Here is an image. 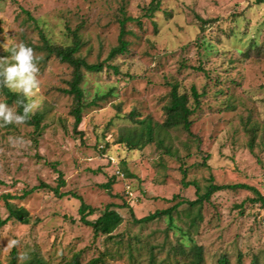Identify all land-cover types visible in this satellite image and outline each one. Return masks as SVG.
I'll use <instances>...</instances> for the list:
<instances>
[{
    "label": "rangeland",
    "instance_id": "1",
    "mask_svg": "<svg viewBox=\"0 0 264 264\" xmlns=\"http://www.w3.org/2000/svg\"><path fill=\"white\" fill-rule=\"evenodd\" d=\"M151 1L0 0V58L11 63L20 43L33 49L39 90L31 115H43L37 132L0 123V220L9 217L7 203L30 216L28 224L11 219L0 226V264H13L14 257V264H64L75 257L80 264H149L151 252L157 264H183L190 258L177 254L187 242L181 231L204 248V264L222 256L230 264H264V207L252 203L251 190L219 191L194 210L182 204L171 226L165 218L132 222L130 208L141 219L195 201L196 186L204 194L211 183L244 184L264 198V3L160 0V11L149 18ZM124 17L138 20L126 25L129 50L106 61ZM74 32L81 45L77 57L119 69L84 72V102L101 99L84 110L77 130L73 97L63 92L73 70L41 50L44 40L71 45ZM172 85L192 108V88L200 95L190 133L161 130L153 143L135 150L120 143L122 135L141 133L137 121L164 123ZM0 103L17 112L1 89ZM59 173L66 182L60 192L76 194L94 209L89 221L109 207L121 215L111 237L96 238L80 222L79 200L39 187L56 188ZM112 180L111 189L102 187Z\"/></svg>",
    "mask_w": 264,
    "mask_h": 264
},
{
    "label": "trees",
    "instance_id": "2",
    "mask_svg": "<svg viewBox=\"0 0 264 264\" xmlns=\"http://www.w3.org/2000/svg\"><path fill=\"white\" fill-rule=\"evenodd\" d=\"M257 3H264V0H257ZM160 0H153L149 4L147 8L146 16L152 18L154 13L160 11ZM138 21L136 19L130 17H124L120 20V34L118 37V44L117 46L113 47L107 57L106 61H112L116 57L122 56L126 54L129 50V42L126 40V37L129 32L126 31V25L129 22ZM77 33L74 32L73 41L71 45L66 47H53L51 46L47 40H44V45L41 48L44 52L47 53L49 57H55L59 62L68 65L72 70V79L68 83L69 89L63 90V92L69 96L73 97L74 100V108L72 110V114L75 118V125L74 128L77 130L78 126L82 122V114L87 107L95 105L100 97H97L96 100L86 104L85 100V91L82 88V83L84 79V72L92 73V74H99L104 71V69H109L114 71V73H119V69L116 66L112 65H105L107 62L104 63H94L90 64L86 62L84 59L77 57L78 53L80 52L81 45L79 43V38L76 35ZM1 92L3 95L6 96V101L8 104H15L17 107V113L22 114V106L18 101L23 100L24 97L22 95H18L10 91L8 88L0 86ZM192 97L195 100V106L192 108L189 106V98L186 94H181L179 92L177 85H172L170 90V103L165 108L166 119L162 125L154 124L150 120H143L141 122L137 121V123L141 124V133L131 132L129 135L124 136L122 135L120 143H126L128 148L131 150H135L137 147L142 148L147 144H151L155 141V132H159L161 130H168V129H175V128H182L186 132L190 133L191 122L190 116L195 113L196 107L199 105V98L200 95L197 93L196 89L192 88ZM43 121V115L41 113H34L30 115V117L23 123L28 126H33L35 131L40 130V125ZM145 140V141H143ZM162 140H158L161 144ZM141 145V146H140ZM252 149V148H251ZM206 166V162L203 163ZM183 185L188 187L190 185L188 182L184 180L187 177V171L183 170ZM59 184L56 188H51L49 185L41 184L39 187L47 188L51 190L57 198H64L71 195L72 198L77 199L80 201V208H79V215H80V222L83 223L85 226L91 227L94 232V237L98 236H107L111 237L112 234L119 228V226L123 222V218L121 215L113 210L111 207L107 208L104 213L94 222L88 220V217L95 213L94 209L88 206L81 197L77 196L76 194L68 193H61L60 188L66 185V182L63 179L61 173H59L58 177ZM114 180L108 182L107 184L103 185L102 187L105 189H111ZM195 185V184H192ZM196 186V185H195ZM225 189H247L251 190L255 193L256 197L251 200L252 203H260L262 207H264V198L259 194L257 190L251 188L244 184H236V185H229V186H218L214 183H211L206 188V192L201 194V189L196 186V193L198 195L195 201H184V203H177L171 208L166 210H159L154 212L153 214L148 215L147 217L137 219L133 210L130 208V216L132 218V222L134 224H146L161 218L167 219V221L171 225H174V217L173 213L177 212L179 207L182 204H187L190 209H197L201 208L204 203L210 202L211 197L222 190ZM175 199V198H173ZM7 210L9 212V217L6 220H0V226L6 225L11 219H15L22 224H28L30 222V216L28 212L24 208H16L13 205L7 203ZM199 217V213H198ZM182 236L187 241L186 243L181 242L179 247H176L177 254L187 256L190 260L184 262L183 264H204V248L202 246H198L194 242L192 243L190 234L187 231H181ZM191 242V244H189ZM189 244V245H187ZM155 251V247H152ZM174 252L173 248L171 250ZM13 256H16L17 252L13 250ZM169 254V253H168ZM174 255L175 252H174ZM150 262L149 264H157L158 256L156 253H150ZM177 257V256H176ZM15 257L13 259V264ZM165 261V260H164ZM164 261H160V264H164ZM179 261V260H178ZM100 260H92L89 264H98ZM27 264H43L41 260L32 259ZM64 264H80L78 257L73 258L70 262H66ZM217 264H230L229 259L226 256H222L219 258ZM252 264H260L257 259L252 261Z\"/></svg>",
    "mask_w": 264,
    "mask_h": 264
},
{
    "label": "clouds",
    "instance_id": "3",
    "mask_svg": "<svg viewBox=\"0 0 264 264\" xmlns=\"http://www.w3.org/2000/svg\"><path fill=\"white\" fill-rule=\"evenodd\" d=\"M11 63L6 58H0V86L22 95L23 100L18 101L22 106V114L12 107L0 103V123L3 125L23 124L36 107V94L39 90L38 68L35 62L33 49L20 43L13 47Z\"/></svg>",
    "mask_w": 264,
    "mask_h": 264
}]
</instances>
